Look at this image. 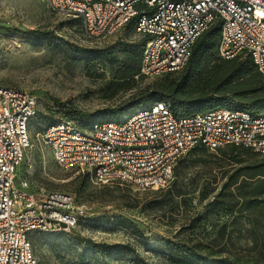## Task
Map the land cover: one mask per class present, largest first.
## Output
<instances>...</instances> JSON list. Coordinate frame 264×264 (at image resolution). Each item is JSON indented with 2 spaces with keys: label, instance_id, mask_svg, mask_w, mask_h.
I'll use <instances>...</instances> for the list:
<instances>
[{
  "label": "rangeland",
  "instance_id": "obj_1",
  "mask_svg": "<svg viewBox=\"0 0 264 264\" xmlns=\"http://www.w3.org/2000/svg\"><path fill=\"white\" fill-rule=\"evenodd\" d=\"M142 39L131 27L90 36L79 18L57 13L48 0H0V85L26 90L37 100L28 124L31 146L17 168L15 185L26 179L28 192H66L84 214L73 233L32 235L37 264H178L170 256L178 254L176 242L212 249L218 256L262 257L264 208L240 212L238 204L230 210L232 202L208 206L231 175L260 156L233 158L229 147L197 148L177 162L168 185L141 191L126 183L99 185L85 173L58 167L50 147L35 137L60 120L82 127L122 120L133 108L155 102L151 93L162 82L178 81L177 73L119 78L125 64L137 66ZM100 51L111 53L114 61L112 56L95 60ZM203 83L182 86L179 99L197 97ZM92 243L106 246L96 252Z\"/></svg>",
  "mask_w": 264,
  "mask_h": 264
},
{
  "label": "built area",
  "instance_id": "obj_2",
  "mask_svg": "<svg viewBox=\"0 0 264 264\" xmlns=\"http://www.w3.org/2000/svg\"><path fill=\"white\" fill-rule=\"evenodd\" d=\"M57 13L77 17L93 37L112 34L135 20L145 38L139 76L181 70L195 41L219 25L217 56H248L264 76V0H48ZM35 96L0 85V264H37L34 233H72L83 210L61 191L30 189L18 166L31 146L28 124ZM52 150L56 165L85 173L94 183H126L136 190L169 184L177 162L197 147L215 151L245 147L264 156V111L210 109L175 116L165 101L135 108L122 120L102 119L85 127L55 121L34 134Z\"/></svg>",
  "mask_w": 264,
  "mask_h": 264
},
{
  "label": "trees",
  "instance_id": "obj_3",
  "mask_svg": "<svg viewBox=\"0 0 264 264\" xmlns=\"http://www.w3.org/2000/svg\"><path fill=\"white\" fill-rule=\"evenodd\" d=\"M125 27L135 30V20L133 19ZM219 30L218 24L212 25L193 44L191 55L185 66L179 71L166 74L177 73L178 81L162 82L158 89L152 91L151 95L154 101L167 100L175 116H187L222 107L231 110H244L253 115L264 111V76L257 71L248 56H243L244 58L241 60L239 58L242 56L231 60H222L217 56ZM144 43L145 38L143 37L137 66L133 61L129 65L125 64L119 78L134 79L139 77V63ZM102 56L108 58L112 54L107 51L97 52L95 60ZM112 60L114 61L113 56ZM199 80L204 83L202 92L197 97L179 99L178 91L182 86ZM115 86L119 88L118 84ZM191 109L197 111H191ZM75 114L81 115L80 113ZM228 147L233 158L241 154L260 156L261 158L231 175L228 181L222 185L221 191L214 195L208 203V206L227 207V204L232 202L230 210H233L237 204L241 207H238L240 212L262 210L264 208V156L249 148ZM238 177H241L239 183L236 181ZM232 186L234 187L231 188ZM166 192L172 194L173 190L168 187ZM176 194L182 195L178 190ZM221 227L224 228L223 225ZM172 245L178 254L172 253L170 256L178 264H264V255L255 259L248 257L241 259V257L230 253L218 256L212 249L206 248V251H202L196 249L194 245L181 242L172 243ZM105 246V244L92 243L91 248L100 252Z\"/></svg>",
  "mask_w": 264,
  "mask_h": 264
}]
</instances>
